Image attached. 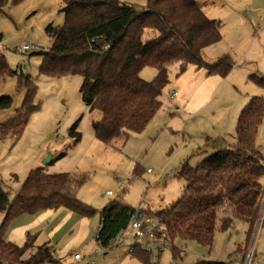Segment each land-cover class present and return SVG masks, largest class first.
<instances>
[{"label":"trees","instance_id":"obj_1","mask_svg":"<svg viewBox=\"0 0 264 264\" xmlns=\"http://www.w3.org/2000/svg\"><path fill=\"white\" fill-rule=\"evenodd\" d=\"M62 2V24L46 26L51 44L36 52L42 56L38 74L82 78L78 90L89 110L100 112V118L91 125L95 138L104 144L121 134L145 129L162 106L160 95L169 82L170 64H179L177 74L188 65H195L209 75L221 77L233 68L229 55L211 62L202 57L203 49L219 42L222 33L220 21L208 17L197 0H147L144 6L131 0ZM6 3L7 0H0V11ZM148 29L152 35L144 37ZM145 67L157 70L151 80L140 77ZM10 76L16 77L24 95L15 112L0 122V140L20 137L32 113L41 107L35 100L36 82L28 73L13 69L0 55V80ZM248 79L264 88V75L250 73ZM12 103V97L1 96L0 111ZM263 117V96H250L238 113L235 140L215 148L194 166L182 164L178 171L185 181L182 194L158 210H146V214L161 220L166 237L173 243L172 257L177 256V241L180 245L196 241L211 247L217 225L225 231L234 218L247 223L246 240L230 255L244 254L264 191V155L256 147ZM76 124L68 129L71 142L56 158L64 156L69 147L80 141ZM133 170L140 171L137 166ZM86 177L75 171L48 173L43 166H36L28 171L12 198L0 186V264H61L50 242L35 245V233H27L22 245L7 240L5 234L11 222L22 214L64 208L82 217L93 216L97 209L76 195ZM137 210L119 199L100 209L95 238L101 248L112 247L111 240L128 225ZM220 212L226 215L219 218ZM129 253L143 264L158 262L151 263V254L139 246ZM231 262L199 258L192 264Z\"/></svg>","mask_w":264,"mask_h":264},{"label":"rangeland","instance_id":"obj_2","mask_svg":"<svg viewBox=\"0 0 264 264\" xmlns=\"http://www.w3.org/2000/svg\"><path fill=\"white\" fill-rule=\"evenodd\" d=\"M131 1L144 6L147 0ZM197 1L208 17L220 21L222 33L219 42L203 49L202 57L211 62L229 55L234 62L232 70L223 78V85L211 94L212 101L208 108L224 97L229 99L225 103H233V114L227 110L229 105L215 113L226 117L219 124L212 118L213 113H208V109H202L194 115L177 111L175 105L178 99L171 95L179 65L174 63L168 66L169 82L160 95L162 106L145 129L140 133L121 134L109 144H104L95 138L91 125L93 120L100 118V112L89 110L81 99L78 88L82 78L79 75L51 78L38 74L42 56L36 52L47 49L51 44L46 26L62 24V0H20L17 3L7 0L0 11V55L5 57L13 69L28 73L36 82L38 89L35 100L41 103V110L32 116L20 137L13 140L7 136L0 140V186L9 193L10 198L20 188L29 168L33 166H43L49 173L75 171L86 174V181L77 189L76 195L97 209L93 218L88 220L89 228L93 230L99 210L114 199L134 207H150L154 210L160 209L159 205H169L182 194L185 186L183 178L178 176L182 164L187 162L194 166L215 148L224 146V141L235 140L234 128L239 108L252 95L264 98V88L247 77L250 73L264 75V23L256 17L259 15L258 10L264 11L263 1H260L258 7L255 0L251 3L247 0ZM151 35L152 31L148 29L144 37ZM24 42H32L33 48L20 49ZM156 72L155 68L145 67L140 71V77L151 80ZM23 95L24 89L17 86L16 77L0 80V97L10 96L13 99L9 108L0 111V122L15 112ZM216 109L218 107H214V111ZM74 123H77L76 131L80 133V141L76 146L69 147L64 156L56 158L63 150L62 147L65 148L71 142L72 136L68 129ZM216 130L219 132L216 133ZM203 132H207L209 139ZM256 147L264 155V117L257 131ZM43 149L46 151L45 156L36 162L37 153ZM53 152L56 153L51 161L44 163ZM135 166L139 172H134ZM107 190L112 194H105ZM60 210L71 213L64 208L51 211L54 214L47 218V222H41L38 230L47 223L51 227H45L40 232L37 242L48 239V229L56 226L63 217ZM225 215L226 212H220L218 216L220 218ZM77 223L69 217L57 230V236L51 240L54 242L58 239L56 250H66L61 264H71L74 250L81 256L77 264H143L129 253V248L124 244L104 249L91 238L77 243L83 236L80 235L82 227L79 228ZM246 230L247 223L234 218L232 226L225 231L217 225L211 247L196 241L181 242L182 245L179 241L175 242L177 255L182 251L187 264L199 258L241 263L248 246L244 254H230L244 245ZM254 242L252 264H264V222ZM172 245L159 254L156 260L151 257L150 262L169 264Z\"/></svg>","mask_w":264,"mask_h":264},{"label":"crops","instance_id":"obj_3","mask_svg":"<svg viewBox=\"0 0 264 264\" xmlns=\"http://www.w3.org/2000/svg\"><path fill=\"white\" fill-rule=\"evenodd\" d=\"M251 1L252 0H247L248 3H251ZM255 1L257 2V7H258V4L260 3L261 0H255ZM262 1H263V6H264V0H262ZM258 13H259V15L256 17L261 20V23H264V11L258 10ZM207 47H205V48H207ZM174 77L175 78H174V81L172 84L173 85V91L171 93L174 92L175 93L174 97H176L178 99V103L175 105V109L177 111H182L185 113H189V115H194L195 113L200 112L202 109H208V113H213L212 118L216 119L215 122H217L219 124H221V121L223 122V120L226 117L225 116L220 117L219 114L216 115L215 113H218V111H220V110H224L229 105L227 110L231 111V115L233 114V111H234L233 103H230V102L225 103L229 99H226L224 97H221L219 99V102L214 103V105L211 108H208V106L210 105V103L212 101L211 94L213 93V91L216 88L218 89L221 86V84L223 85V78L224 77H221L219 75H209L205 69L196 68L195 65H188L182 73L177 74V72H176ZM223 104H224V107L222 106ZM214 107H218V110L216 109L214 111ZM241 108H239V111ZM40 110H41V107L39 108V110L32 113L25 129H27L32 116L37 114ZM239 111H238V113H239ZM237 116H238V114H237ZM236 119H237V117H236ZM216 131H217L216 133H218L220 131V129H219V131L218 130H216ZM203 135L207 136L206 138H208L207 132H203ZM217 136H218V134H217ZM219 137L224 139L222 136H219ZM227 143L230 144L232 142L224 141V144H227ZM73 146H76V144ZM63 148H64V146L62 147V149ZM55 153L56 152H53V154H51L49 161H51V159L55 156ZM45 154H46V151L44 149L41 151L39 150V152L36 155V162L41 161L42 158L45 156ZM45 163H47V162H45ZM34 167L35 166H33L32 168H34ZM30 169L31 168H29V170ZM61 172H67V171H61ZM51 173H54V172H51ZM11 174L15 175V173H11ZM107 191H110V190H107ZM159 206L161 208L164 207L163 205H159ZM137 208L138 209L154 210L153 208H150V207L142 208L141 206H139ZM56 210L57 209H47V210L40 211L39 213H36V214H22V215H20L19 217L15 218L11 222L10 226L8 227V229L6 231L5 238L9 241H12V242L18 244V245L23 244V242L26 239L27 233H31V234L35 233L36 239H37L39 237L40 232L43 231V229L45 227L46 228L51 227L47 223L44 226V228H41L40 230H38L39 224L43 221L47 222V218L52 216L53 212L51 213V211H56ZM68 211L71 213H68V212H65L62 210L59 211L60 214L63 213L62 214L63 217L58 221L56 226H53L51 229H48V234H47L48 239H46L44 242H50L54 237H56L57 236V233H56L57 230L67 222L69 217H71L72 219H75L76 221H78L77 225L79 226V228L82 227V232L80 235H83V236L81 237V239L79 241H77V243L80 244L82 242H86V241L90 240V238H91L96 242V244L99 245L98 241L95 238L96 233H97V229L99 226V216H98V221H97L95 228L93 230H91L89 228L90 222L88 223V220L91 219L90 217H82L73 211H70V210H68ZM72 214H75V215H72ZM77 216H80L82 218L78 219L79 217H77ZM91 217L93 218V216H91ZM83 218H85V219H83ZM65 227H67V226H65ZM70 231H72V229L69 230V232ZM57 242H58V239H56V241L52 242L51 244L53 245V247L55 249V255L58 258L62 259V257H64V255L66 253V250L64 248L62 249V251H60V249L56 250L55 245H57ZM42 243L43 242L39 243L35 240V245H39ZM99 247H100V245H99ZM74 253H78V252H76V250L73 251L72 261H73ZM80 259H81V256H80ZM72 261H71V263H72Z\"/></svg>","mask_w":264,"mask_h":264},{"label":"built area","instance_id":"obj_4","mask_svg":"<svg viewBox=\"0 0 264 264\" xmlns=\"http://www.w3.org/2000/svg\"><path fill=\"white\" fill-rule=\"evenodd\" d=\"M32 48V42H24L20 45V49L22 50H30ZM171 95H175V93L173 92ZM106 194L110 195L112 192L107 191ZM146 210L147 209H138L137 217H134V215L132 216L128 225L111 240L110 245L114 246L116 244H124L129 248V251L134 249L136 246H139L142 250L148 251L151 254V257L156 260L159 254L171 246V241L168 239V237H166V231L163 228L161 220L149 216L146 214ZM263 222L264 191L262 193L258 217L248 243V250L245 253L243 261L239 264H252L255 247L254 238L256 237V233L263 226ZM98 230L99 227L97 232ZM79 259L80 255L78 253H74L71 264H77V260ZM169 264H187L185 262L183 252L181 251L180 255L172 257Z\"/></svg>","mask_w":264,"mask_h":264},{"label":"water","instance_id":"obj_5","mask_svg":"<svg viewBox=\"0 0 264 264\" xmlns=\"http://www.w3.org/2000/svg\"><path fill=\"white\" fill-rule=\"evenodd\" d=\"M49 160H50V155H49V157H47V158L44 160V163L47 162V161H49ZM137 215H138V211H135V213H134V217H137Z\"/></svg>","mask_w":264,"mask_h":264}]
</instances>
